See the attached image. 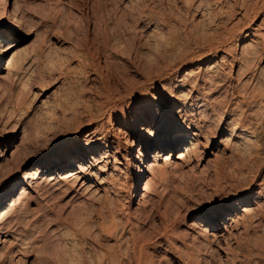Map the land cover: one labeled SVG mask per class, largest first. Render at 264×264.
Returning a JSON list of instances; mask_svg holds the SVG:
<instances>
[{
    "label": "rangeland",
    "instance_id": "rangeland-1",
    "mask_svg": "<svg viewBox=\"0 0 264 264\" xmlns=\"http://www.w3.org/2000/svg\"><path fill=\"white\" fill-rule=\"evenodd\" d=\"M7 1L10 5L13 0ZM15 1L17 4L20 2L19 11L24 16L21 35L19 34L17 39L13 41L17 43V47L24 49V52H26L27 47L25 54L29 53L28 56L36 59L32 62H36H31L30 69H32L28 71L29 75H27L31 77L25 78L27 83L25 86L21 85V78H15L13 75L0 77V152H4L5 148L6 156L8 155L6 160L0 158V180L10 172H12V177L16 178L24 170H29L30 167L38 166L42 171L53 164L50 161L61 160L64 155H69L68 159H71L76 165L81 162L78 159L83 158L79 154L80 151L87 159L88 156L98 158L99 155H102L101 152L106 149L90 144L85 133L94 126L102 124L104 131H111L112 129L117 131L119 127L127 131V123L134 116L133 111L135 110L134 113L137 114L136 111H140L143 105L139 103V105L131 104L126 107L127 122L123 120L120 124H115L113 113L111 116L114 118L112 117V121L108 122L106 119L107 108H101L107 110L104 109L103 115L105 116L100 113L101 109H99L102 107L100 101L103 100L102 95L99 94H102L101 87L103 90L105 83L112 88L120 89L124 78H132L141 84L147 69L154 63L161 70H169L178 64L185 63L180 68L174 69L177 71V76L180 77L183 69L191 67L196 55L202 50H206V46L208 48L210 44L209 41L200 36L199 29L201 26L207 25L211 30L214 29L213 31H217L218 28V31L228 34L227 32L233 30L232 28L235 26L239 27L245 23L246 10L248 13L252 12L250 3L252 5L256 2L258 6L261 5L259 3H264L263 0H246L248 5L244 0H200L201 4H198L199 0ZM249 6L251 11L248 9ZM208 8L211 9L209 10L210 14H207ZM262 8L264 9V7ZM212 9L216 13L220 10L221 14H215ZM221 11H223V16ZM212 13L218 15L216 17L221 16L220 19H214L215 16ZM263 18L264 10L254 15L251 24L245 26L246 29L264 34ZM209 19L216 25L217 22L221 21L218 26L222 25L220 28L214 23L208 25ZM258 23L261 24L257 26ZM197 27L199 28L197 29ZM175 34H177L175 36L177 39L174 45L166 47V39ZM229 45H231V49H234L235 42L229 43ZM28 50L30 52L33 50L34 54L31 55L32 53ZM34 55H36L35 58ZM230 65V59L222 62L223 70L221 72L223 75L220 74V76L223 77L225 85L226 83L234 85L237 81L234 77L235 71L230 72ZM262 65H264L263 57L258 60L256 66L261 67ZM37 67L38 69H36ZM263 69L262 71H264ZM0 73L4 74L5 71L0 70ZM122 76L124 78H121ZM16 80L21 81H17L18 84ZM157 82L165 84L163 87L168 90L167 95L165 98L162 97L160 102L149 100L152 102L149 111L152 113L158 111L157 114H165L167 110L176 112L178 108H181L182 99L175 98L174 100L173 97H170L169 91H173L174 96L177 94L184 98L188 95L187 88L173 86L172 82H169V85L165 76L158 78ZM22 84L24 85V82ZM263 84L262 82L260 87L263 86L264 89ZM162 91L154 93L153 90L152 92L158 96L162 94ZM182 93L184 94L182 95ZM220 95L224 97V94ZM222 96H219L220 101L229 98L227 95L224 97L225 99ZM18 106L19 108H17ZM96 108L99 110L97 111ZM86 109L92 110L91 115L93 116L88 115ZM217 109L216 112L214 111L215 113L210 112L208 116L206 114L207 119L204 118L203 131L205 133L203 136H207V139L199 136L198 139L200 140L196 145L198 151L195 156L193 154V157L182 161L176 158L177 153L182 151L180 148L171 145L163 147V156H161L159 163L163 162L165 155L167 172L159 177L155 176L152 179L153 184L146 188L147 191L143 188L145 178L141 180V184L139 183L137 192L134 191L131 181L128 160H132V155H137L139 148H142V146L138 147L137 142L130 149L129 155L123 150H118L116 143H111L112 147L107 148L109 156L106 159L108 162L104 165L103 162H100L90 169L93 172L89 176L91 180L89 178L87 181L89 186L92 184L99 186L100 182L102 183L106 179L100 180L107 172L111 173L108 177L110 178L112 175L113 181L117 182L114 185L117 186L116 189H114L115 187L107 189L109 201L112 200L107 206L101 205V195L98 194H92L93 196L90 195L91 197L87 199H84V195L87 196L84 194L76 199V202L69 201L70 195L75 193L72 185L75 186L77 181L71 182L74 178L67 175L68 172L77 168L70 166L65 170L57 169L56 173L60 171L59 174L62 179H58L59 184L56 183L51 188L43 185L42 190H40L42 192L33 193V199L31 198L26 205L25 210L27 212L25 211L23 215L22 213L17 215L20 218L23 216L29 218L30 220L27 221H32V219H36L35 217L42 220H40V232L42 234L39 233V239L36 241L38 243L35 242L33 245L34 248L36 247L35 249L39 250V256L41 255L38 263L42 259L41 264H64L65 262L69 264L65 257L68 258L73 251L74 260L78 257L76 261L72 262L73 264H133V257L138 254L137 252L142 245L144 251L151 258L152 263L149 262L150 264H182L171 254L170 245L175 243L182 247L181 241H188L190 232L194 233L192 230L195 229L189 224L190 222H199V215L212 213L211 210L220 206L227 205L229 208L231 204L243 197V190H249L252 198L255 196V191L258 190L264 196V134H260L257 143L249 147V153H252V157L247 153L240 157L237 155L238 153L233 152L231 147L232 136H229L230 131L226 130L228 127L226 120L231 117V114L223 113L220 108ZM217 111H222V121L218 118L217 120L213 119L216 117ZM23 113L24 116H22ZM96 113L102 115L99 116L100 119ZM262 113L264 114V108ZM92 117L94 120H88ZM95 117H98L97 121ZM22 127L25 129L23 136L21 135ZM76 129L78 130L76 131ZM161 130V124L154 123L151 127V137H156ZM13 131H17V133ZM209 131L211 134L208 133ZM12 133H14L13 137ZM24 134L26 135L24 136ZM225 139L230 140V143ZM19 141L22 142V145ZM15 144H17L16 149L20 148L22 151L16 153L17 156H20L16 159L14 158L15 152H12L14 156L9 155ZM185 147L191 148L190 144H185ZM84 149L92 152H84ZM154 149L155 147L143 148L146 154L145 157L143 156L145 162L150 161L148 155ZM12 159L20 160V162H14ZM14 163H17L16 168H14ZM174 163L175 166H173ZM66 177L68 180L71 178L70 183L64 179ZM116 178L118 181H115ZM44 188L47 192H44ZM17 193L15 192V194ZM254 201L247 207L251 214L250 217H247L240 209H231L233 212L222 214V216L226 214L227 218H232L231 221L234 220L235 222L236 220V223L219 219L220 223L215 230L217 237L214 242L216 243L220 238L221 245L218 243L220 248L217 244L211 243L210 246L203 247L201 250L207 259L210 258L208 259V261L210 260L209 263L220 261V264H264V197ZM126 209L128 210L126 211ZM164 227L168 235L170 231L176 230L178 233L174 231V234L178 235L179 239L177 236L172 239V236L169 238L168 235H164ZM178 229L185 238L182 233L180 236ZM132 234H136L138 238L140 235L141 240ZM165 236L168 237L167 240ZM210 248L214 250L212 251ZM67 254L69 256H66ZM213 255L215 256L213 257ZM217 257L219 258L217 259ZM32 259L33 256L30 257L28 263L33 264L35 261ZM19 263L22 264V262Z\"/></svg>",
    "mask_w": 264,
    "mask_h": 264
},
{
    "label": "bare ground",
    "instance_id": "bare-ground-1",
    "mask_svg": "<svg viewBox=\"0 0 264 264\" xmlns=\"http://www.w3.org/2000/svg\"><path fill=\"white\" fill-rule=\"evenodd\" d=\"M199 2H198V4L202 3L200 0H199ZM212 2L215 3V1H212ZM244 2L246 4L248 3L246 0H244ZM245 3H244V5H246ZM19 4H20V2L17 4V2L15 0H13L10 5H9V1L0 0V70L5 71L4 74L0 73V77L2 78L4 75H6V76H8V75L12 76L13 75V76H15V78H18V79L21 78L22 79L21 85L25 86V83H26L25 78L31 77V76H27V75H29L28 71L32 69V68L30 69V65L32 66L31 62H32V60H36V59H33L32 56H28L29 53L25 54L27 52V49H28L27 47L25 49L26 52H24V49L22 50L21 47H17V43L13 41V40L17 39L16 37L20 34V32L23 29V21L22 20H23L24 15L22 16L20 14L19 7H21V6H19ZM259 4H261V5L258 6V4L256 2L252 3V5L250 3L249 5L252 6V8H251L252 12L248 13V11L246 10V13H245L246 14V21H245V23L242 26L239 25V27L235 26L236 29L234 27V25H236V24L234 23V25H232L234 27V28H232L233 30L227 32L228 34H224L223 31H218V28H217V31L216 30L213 31L214 29L211 30L210 27L208 28L207 25L201 26V28L199 29L200 31L198 30L200 33V36L203 39H206L207 41H209L210 44H209L208 48L206 46V50H204V51L202 50L201 53H198V55H196L195 61H194V63L191 64L192 65L191 67L183 69V71L181 73L182 75H180V77H179V75L177 76V71H174V69L177 67L180 68L181 66L185 65V63L178 64V65H176V67L171 68L169 70L164 69L167 71L161 70L158 67V65L156 63H154L153 66L149 65L150 67L148 66L149 67L148 69L146 68L147 66H145V69H147V71L143 77V82L141 84L136 82V80H133L132 78H129V79L126 78L125 79L123 76L121 77V78H124L123 84H122L120 89L119 88H112L109 84L107 85V83H105L106 85L103 87V90L101 87L102 94H99V95H102V99H103L102 101H100V103L102 104V107H100L99 109H101L103 107L107 108L108 111L105 108L104 109L107 111V118L106 119L108 122L112 121L111 119L113 116H111L112 115L111 113H113V115L115 117V119H114L115 124H120L121 121H123V120H126V122H127L126 107L130 106L131 104L139 105V103H140V105H142V104L143 105H142L141 109L139 108L140 111H136L137 114L134 113L135 110L133 111L134 116H132L133 119L131 118L130 122L127 123L128 124V130L127 131H125L123 128L121 129L120 127L117 128V131H115L113 129L111 131H108V130L104 131L103 127H102L103 124H102L99 126H94L93 128H91L89 131H87L85 133L87 141L90 144H94L96 146L98 145V146L106 149L103 152H101L102 155H99L98 158L88 156V159H87L82 154V151H80L79 154L83 158L82 159L79 158L78 160H81V162L78 161L79 163H77L76 165L73 164L71 159L70 160L68 159L69 155H64L61 158V160L57 159V160L50 161V162H53V164L50 167L48 166V168H46L42 171H41V169H39L38 166H35V167H30L29 170H24L16 178L12 177V172L7 173V174L5 173L6 175L3 174L5 176L0 180V264H18L19 262H22V264H31V263H28L31 256H33L32 260L36 262L35 263V262L31 261V262H33V264H39L41 261H43L41 259V261L38 263L39 257L41 255L39 256V250L35 249L36 247L35 248L33 247V245L35 244L37 239H39V236H40L39 233H41L40 232V230H41L40 224H41L42 220L40 218L35 217L36 219H32V221H27L29 218L24 217V216H23L24 218L23 217L20 218V217H17V215L18 214L21 215V213L23 215V213L25 211L27 212V210H25L26 205L28 204V202H30L31 198L33 199V197H32L33 193L37 194V192H42L40 190H42L43 185H47L48 188H51L56 183H58V179L62 180L60 177L61 175L59 174L60 171L58 173H56L57 169L65 170V168L70 167V166H72V167L74 166L77 168L75 170L68 172V175H67V176H71V178H74V179H72L71 182L77 181L75 186L72 185V187H74L72 189L75 191V193H72L70 195V197L68 199L69 201L76 202L75 200L80 198L84 194H87V196L84 195V199L91 197L90 195H92V194H98L99 196L101 195L100 203L102 206H104V205L107 206L108 203L112 201V200L109 201L110 198H108L109 195L107 196V189L110 187L111 188L115 187L114 185L117 184V182L115 183L113 181L112 175L110 178L108 177L111 174L110 172H107V174H105V176L100 179V180H102L103 178H106L104 181H102V183L100 182L99 186H95L93 184L91 185V183H90L91 186H89V184H87V181L90 178L89 176L93 172V171L92 172L90 171L91 167L96 166V164H98V163L100 164V162H103V165H104V163L106 164L108 162L106 159L107 156H109V153H107V148L112 147L111 143H116V145H118V148H119L118 150H123L126 154L128 153V155H129L130 149L132 148V146H134L135 142L138 143V147L142 146V148H139L138 153L136 152L137 155H132V160L131 159L128 160V164H129V167L131 170V181H132L133 189L135 192H137L138 185L143 178H145V180L143 182V188L147 191L146 188H149L151 186V184H153L152 179H154L155 176L159 177L162 174H165V172H167L166 171L167 165L165 166V164H166V160H165L166 156L165 155L163 157V162L165 160V163H163V162L159 163V160H161V158H162L161 156H163L162 151H163L164 146L171 145V146H174L176 148H180L182 151L177 153L176 158H178L182 161L189 159V157H193V154H194V156L196 155V152L198 151V149L196 150V145H197L198 140H200L198 138H199V136H201L200 138H202L203 134L205 133L203 131L204 118H206L205 117L206 114L208 116V114L210 112L215 113L216 110H218L217 108H220V110H222L223 113L227 112L228 114L229 113L231 114V117L226 120V126L228 125L226 130L228 129L230 131L229 136H232L231 137L232 138L231 147H232L233 152L235 151L236 153H238L237 155H240V157L243 156L245 153H247L251 157L253 156L252 153H249V147L252 146L253 144L257 143V138L259 137L260 134H262V135L264 134V114L262 113V109L264 108V89H263V86L260 87L262 82L264 83V79H263L264 76L262 77V75H264L263 74L264 71H262L264 65H262L261 67L256 66L258 60L261 59L262 57L264 58V34L259 33V31L257 33H256V31L252 32L251 29L247 30L245 26L251 24L254 15H256L259 11L263 12L264 9L262 7H264V3L262 2ZM250 6L248 7L249 10H250ZM195 7L197 8V6H195ZM209 8H208L207 14L209 13V10H211ZM213 9H215V8L213 7ZM261 9H263V10H261ZM222 10H223V8H222ZM221 12H222V16H223V11H221ZM218 13H220V10ZM218 13L215 12V14H218ZM207 14H206V16H207V20H208ZM215 14H213L215 16L214 19H218V18L220 19L221 16L216 17L218 15H215ZM226 14H227V12H226ZM226 14H224V15H226ZM211 19H213V18H211ZM220 22H217V25H216V23H214V22L213 23H214V25L218 26ZM263 22H264V20H263ZM210 23H212V21L209 19L207 24L210 25ZM260 24L261 23H258L257 26H259ZM220 26H218V27L220 28ZM198 28L199 27H197V29ZM214 28H215V26H214ZM224 28H222V29H224ZM197 29H196V31H197ZM227 30H229V29H227ZM176 35L177 34L173 35L174 37L169 35L172 38L169 37L168 39H166V41H165V43L167 45L166 47L174 45V43L177 39L175 37ZM8 40H12V41H8ZM233 42H235V47H234V49H231V45H229V43L231 44ZM172 47L174 48V46H172ZM172 47H170V48H172ZM24 48H25V46H24ZM40 49H39V51H40ZM32 51L31 52L29 51L30 53H32L31 55L34 54L33 53L34 51L33 52ZM36 52H38V51H36ZM39 55H38V57H39ZM35 56L36 55H34V58H35ZM227 59H230V61H231L230 72L235 71L234 77L237 81L235 80L236 84H234V85L229 84V83L228 84L226 83V85H225V83H224L225 81H224L223 77L220 76V74H222L221 71L223 70L222 69V62L226 61ZM37 61H38V59H37ZM34 62H36V61H33L32 63H34ZM35 67H34V69H35ZM38 67L36 69H38ZM203 67H204V69H203ZM32 71L34 72L35 70H32ZM178 72H181V71H178ZM162 76L166 77L168 84H169V82H172L174 84L173 85L171 83L173 86H178V87H181L184 89L187 88L188 95L184 98H183V96L181 97L177 94L174 96L173 91H171V90L169 91L170 97H173L174 100H175V98L178 100L182 99L181 104H180L181 108L180 109L178 108L176 110V112L171 111V110H167V112L165 114H157L158 111L157 112L154 111V113L149 111V107L151 108V106H152V102H149V100L152 99L153 101L160 102L162 97L165 98V96L167 95L166 92L168 90L164 89V87H163L165 84H161V83L157 82V79L162 77ZM220 77H222V78H220ZM17 81H21V80H16V82ZM23 82H24V85L22 84ZM17 83L19 84V82H17ZM246 86H248V87H246ZM157 89H159V91L163 90L161 95L157 96L154 94L155 92H159V91H156ZM24 90H26V89H24ZM153 90H154V93L152 92ZM20 92H22V91H20ZM183 94L184 93H182V95ZM220 94H224V97L227 95V96H229V98L227 97L228 99L224 100L225 98ZM18 95H17V97H18ZM219 96H222L224 98L223 99L224 101H220ZM97 97H99V96H97ZM229 99H230V101H229ZM167 100L169 103H171V101H169V99H167ZM231 101L233 104L230 103ZM19 102H20V100H19ZM96 102H98V101H96ZM27 104H28V102H27ZM17 108H19V106ZM86 108H87V106H86ZM88 108H89V106H88ZM97 108H96V110L98 111L99 109H97ZM104 109H101V110H104ZM101 110H100V113L103 115L105 113V110L104 111H101ZM136 110H138V109H136ZM91 111L92 110L88 109L87 114L91 115ZM222 111H217L216 117L215 118L213 117V119L217 120V118H218V120H221L222 116H223ZM93 112H94V110H93ZM199 112H201V113H199ZM97 113H96V115L99 117L101 114L98 115ZM25 115H27V114H25ZM22 116H24V113ZM91 116H93V115H91ZM103 116H105V115H103ZM98 117H95L96 121H97ZM164 117H166V118H164ZM252 117H254V118H252ZM100 118L101 117H99V119ZM102 119H103V117H102ZM88 120L92 121V120H94V118L92 117V119H88ZM211 121H213V120H211ZM154 123H156L158 125L161 124L162 130L156 137L152 138L151 137V127H153ZM216 125L218 126V124H216ZM23 128L24 127H22V129H21V135L22 136H23V133H25V129H23ZM206 128H208V127H206ZM224 128H225V125H224ZM191 129H193V130H191ZM77 130L78 129H76V131ZM13 132L17 133V131L16 132L13 131ZM14 133H12V137L14 136ZM206 133H207V131H206ZM208 133H210V131ZM25 135L26 134H24V136ZM212 135H213V133H212ZM204 137H205V135L203 136V139H207L206 138L207 136L205 138ZM26 138H27V136H26ZM22 139H23V137H22ZM225 140H228V139H225ZM258 140H259V138H258ZM21 141H19V143ZM228 141L230 143V140H228ZM22 142H21V145H22ZM199 142H201V141H199ZM206 142H207V140H206ZM206 142H204L205 145H206ZM185 144H190L191 148L185 147ZM21 145H20V147H21ZM227 145H228V143H227ZM13 146L14 147L11 150V153L9 155H11L12 152L13 153L15 152L14 158L15 159H16V157L20 158V156H17L16 153H18L19 151L20 152H22V151L20 150V148H18L19 150L16 149L17 144H15ZM199 146H201V145L199 144ZM152 147H155V149L150 153V155H148V158H150V161L145 162V159H143V156L145 157L146 154L143 151V148L149 149ZM114 149H115V147H114ZM85 151H86V149H84V152ZM134 151H135V149H134ZM231 151H230V153H232ZM86 152H92V151L87 150ZM6 154L7 153L5 152V148H4V152L3 151L0 152V158L5 159L8 156V155L6 156ZM12 155L14 156V154H12ZM22 156H23V154H22ZM10 158H11V156H10ZM15 159H12V161L15 162L16 161ZM89 159H90V161H89ZM18 161L20 162V160H18ZM18 161H16V162H18ZM7 164H9V163H7ZM16 164H15L14 168H16ZM28 166H33V165H28ZM173 166H175V163ZM100 167L101 166H99V168ZM113 168L115 169V167H113ZM2 169H3V167H2ZM2 169H1V171H4ZM8 169H10V168H8ZM11 169H13V168H11ZM53 169H55V170H53ZM101 169H102V167H101ZM71 178H69V180L67 179V177L64 179L65 180L67 179L66 181L69 182ZM90 180H91V178H90ZM115 181H118V179ZM47 187H46V189H48ZM116 187L114 189H116ZM263 187H261V188L263 189ZM46 189L44 192H47ZM61 191H63V190H61ZM131 191H132V189H131ZM243 191H244L243 197H240L239 201L231 204L229 206V208L227 205L224 207L220 206L216 209L211 210L212 213H205L206 215L203 214V216L199 215V217H198V219L200 220L199 222L193 221V222L189 223L195 229L192 230V231H194V233L190 232V236L188 237V241H186V242L181 241L182 247H180V245L179 246L176 245L175 243L170 245L171 246V248H170L171 254L174 255V257L176 258V260L178 262H180L182 264H213L214 263V261H213V263H209L210 260L208 261V259H210V258L207 259V257L203 255L204 253H201V250L203 247L205 248L206 246H210L211 243H215L214 241H216V237H217V233L215 232V230L218 228V224L220 223L219 219L220 220L223 219L224 221H228V220L231 221L232 218H230V217L227 218L226 214H228V212H233V210H238V209L242 210V212L247 217H250L251 214L249 213V209H247V207H249L250 204H253L255 202L254 201L255 199H259V198L264 197L263 194H261L262 192L259 190L255 191L254 198H252L251 194L249 193L250 192L249 190L248 191L243 190ZM15 192H18V193L15 194ZM100 192H102V193H100ZM143 193H145V192H143ZM134 194H136V193H134ZM79 200H81V199H79ZM71 204H70V206H72ZM244 205H246V206H244ZM126 208H127V206H126ZM231 209H233V210L231 211ZM127 210L128 209H126V211ZM225 212H226V214H224V216H222V214ZM109 213H111V212H109ZM23 222H25V223H23ZM231 222H234V220H232ZM183 223H185V222H183ZM234 223H236V220ZM228 224H230V223H228ZM165 227H164V232H163L164 235L167 233ZM169 227H171V226H169ZM193 227H190V228H193ZM174 231H176V230H172L169 232L170 233L169 235L168 234H166V235H168L169 238L172 236L171 237L172 239H174V237L176 238V236L178 238V235L174 234L175 233ZM178 231H179V229H178ZM176 233H178V232L176 231ZM181 233L179 231L180 236H181ZM137 234H139V233H137ZM132 235H136V234H132ZM182 235H183V233H182ZM168 237L165 236V239L167 240ZM218 237H219V235H218ZM137 238H138V236H137ZM137 238L135 237L134 239L136 240ZM184 238H185V236H184ZM138 239H140V235H139ZM143 240H144V238H143ZM218 240L219 241H217L215 244H217L218 248H220L219 247L220 238H218ZM45 241H46V239H45ZM49 241H50V239H49ZM37 243L38 242H36V244ZM53 244L55 245V243H53ZM73 247H74V245H73ZM140 247L141 248L137 252L138 254L135 255V257H133L134 258L133 264H146V263L150 264L149 262L152 263V261H150L151 258L149 257L147 252L144 251V248H142L143 246L141 245ZM210 249L213 251L214 249L216 250V247H214V249H212V248H210ZM215 253H216V251H215ZM68 254L66 256H69ZM215 255H213V257ZM224 255H225V253H224ZM70 256L68 258L65 257L67 259L66 261L69 264H73L72 262L76 261V259L78 257L75 258V260H74L73 251L70 254ZM210 256H212V255H210ZM65 258L63 259L64 262H65ZM218 258L219 257H217V259ZM61 259H62V257H61ZM219 262L216 261L215 263L218 264ZM74 263H76V262H74ZM64 264H66V262Z\"/></svg>",
    "mask_w": 264,
    "mask_h": 264
}]
</instances>
